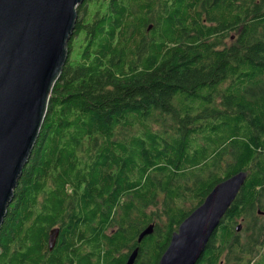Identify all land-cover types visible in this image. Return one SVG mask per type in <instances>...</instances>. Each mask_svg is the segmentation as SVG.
I'll use <instances>...</instances> for the list:
<instances>
[{
  "label": "trees",
  "instance_id": "trees-1",
  "mask_svg": "<svg viewBox=\"0 0 264 264\" xmlns=\"http://www.w3.org/2000/svg\"><path fill=\"white\" fill-rule=\"evenodd\" d=\"M77 13L0 225V264H89L129 239L139 264H158L179 223L240 170L221 222L264 209V0H84Z\"/></svg>",
  "mask_w": 264,
  "mask_h": 264
},
{
  "label": "water",
  "instance_id": "water-1",
  "mask_svg": "<svg viewBox=\"0 0 264 264\" xmlns=\"http://www.w3.org/2000/svg\"><path fill=\"white\" fill-rule=\"evenodd\" d=\"M84 0H0V225L36 143ZM248 175L218 182L177 226L158 264H196ZM240 225L237 226V229ZM139 232L137 242L152 233ZM58 229L48 235L52 250ZM138 247L124 264H133Z\"/></svg>",
  "mask_w": 264,
  "mask_h": 264
},
{
  "label": "flooded vegetation",
  "instance_id": "flooded-vegetation-1",
  "mask_svg": "<svg viewBox=\"0 0 264 264\" xmlns=\"http://www.w3.org/2000/svg\"><path fill=\"white\" fill-rule=\"evenodd\" d=\"M218 3H222L224 0H215ZM227 7L230 14L228 15L229 21H235L236 7L235 3L228 2ZM222 23L217 21L214 22V26H220ZM151 26L148 27V30ZM232 28V27H230ZM228 28H225L226 31ZM221 33L223 30L219 29ZM236 30H230L228 33V38H225V44L228 43V40L231 42L235 40ZM228 215L223 216L222 219L227 220ZM242 220V222H239ZM236 223H224L220 222L217 229L213 233L216 237V254L209 255L203 253L199 261L196 264H264V209L256 207L254 213L248 215L245 218H240ZM244 220V222H243ZM240 225V228L237 229V226ZM225 231L220 232L221 229ZM52 229H58L59 226L55 225ZM51 229V230H52ZM50 230V232H51ZM114 231L113 229L111 230ZM49 232V233H50ZM48 233V235H49ZM213 234L211 236H213ZM226 239H225V238ZM58 238V235H57ZM56 238V241H57ZM131 238V237H128ZM258 238V242L251 246V242ZM55 241V244H56ZM48 242V239H47ZM54 244V246H55ZM53 246V247H54ZM108 246V245H107ZM137 245L135 242L132 243V239L128 240V244H121L118 248L112 251V255H91L89 258L92 260L89 264H110V260L117 261L116 264H124L127 256L135 249ZM109 248V246H108ZM246 248L247 250H244ZM53 249V248H52ZM105 250L102 249V253ZM125 254V255H124ZM96 260H99L96 262ZM75 262V261H74ZM133 264H139L138 256H136Z\"/></svg>",
  "mask_w": 264,
  "mask_h": 264
},
{
  "label": "rangeland",
  "instance_id": "rangeland-1",
  "mask_svg": "<svg viewBox=\"0 0 264 264\" xmlns=\"http://www.w3.org/2000/svg\"><path fill=\"white\" fill-rule=\"evenodd\" d=\"M74 48V47H73ZM78 49V45H76L75 46V48L73 49V54L75 55V53H76V50ZM69 53H70V51H69ZM263 203H264V200H263ZM240 220V219H239ZM238 220V221H239ZM239 222H242V220H240ZM243 222H244V220H243Z\"/></svg>",
  "mask_w": 264,
  "mask_h": 264
}]
</instances>
